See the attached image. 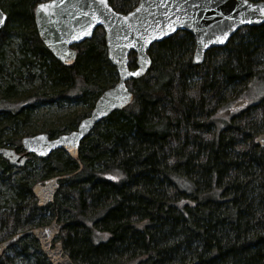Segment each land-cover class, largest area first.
Masks as SVG:
<instances>
[{
  "label": "trees",
  "instance_id": "obj_1",
  "mask_svg": "<svg viewBox=\"0 0 264 264\" xmlns=\"http://www.w3.org/2000/svg\"><path fill=\"white\" fill-rule=\"evenodd\" d=\"M42 1L0 0V147L16 152L22 134L75 130L117 81L99 29L74 47L71 65L52 56L34 22ZM107 1L126 13L138 0ZM194 47L186 32L153 45L148 71L130 82L132 102L94 126L76 159L58 150L15 167L0 157V242L56 220L77 264H264V147L254 142L264 93L239 116H218L228 95L241 101L264 87V24L241 28L201 64L191 63ZM64 102L83 108L56 128L32 124ZM51 176H62L59 190L39 208L31 188ZM0 264L50 263L26 236Z\"/></svg>",
  "mask_w": 264,
  "mask_h": 264
},
{
  "label": "water",
  "instance_id": "obj_2",
  "mask_svg": "<svg viewBox=\"0 0 264 264\" xmlns=\"http://www.w3.org/2000/svg\"><path fill=\"white\" fill-rule=\"evenodd\" d=\"M99 0H52L38 2L34 10L37 34L52 56L63 65H71L76 58L74 46L90 40L95 30H101L106 58L115 67L116 83L104 90L96 99L89 115L76 129L52 139L46 133L21 138L22 154L8 147H0V157L9 165L23 166L28 156L45 159L55 151H63L76 159L81 140L114 111L122 110L133 100L130 82L146 74L151 60L150 48L177 32H186L194 38L191 63L201 64L205 53L212 48L225 47L241 28L264 24V0H138L126 13L116 12ZM50 5L47 11L40 5ZM111 9V11H109ZM6 14L0 9V29ZM135 57L134 68L129 56ZM133 73H138L133 75ZM245 100L231 107H243ZM254 142L264 147V133ZM62 177V176H61ZM60 176H51L36 182L31 193L39 208L51 204L59 190ZM64 223L52 220L46 225L17 232L0 242V258L14 243L33 236L50 264H77L64 251L59 238Z\"/></svg>",
  "mask_w": 264,
  "mask_h": 264
},
{
  "label": "rangeland",
  "instance_id": "obj_3",
  "mask_svg": "<svg viewBox=\"0 0 264 264\" xmlns=\"http://www.w3.org/2000/svg\"><path fill=\"white\" fill-rule=\"evenodd\" d=\"M15 48V47H14ZM12 53H10L11 55ZM15 56V55H14ZM28 88L31 89V86L24 83V89L27 90ZM264 93V87L256 86L250 90V96L244 97L243 100L247 102V106L254 103L258 100ZM234 100L232 96H227L226 99L221 103L222 107L218 112L219 117L226 118L228 116L237 117L240 115V111L242 108H238L235 110H231L230 107L234 104ZM83 108V105L76 104L73 102H64L58 106H51L39 109L33 116H32V124L37 128L43 127H58L62 120H67L72 118L75 112H78ZM245 108V107H244ZM243 108V109H244ZM228 111V112H227ZM24 137L25 135L22 134ZM63 236V233L60 235Z\"/></svg>",
  "mask_w": 264,
  "mask_h": 264
},
{
  "label": "snow or ice",
  "instance_id": "obj_4",
  "mask_svg": "<svg viewBox=\"0 0 264 264\" xmlns=\"http://www.w3.org/2000/svg\"><path fill=\"white\" fill-rule=\"evenodd\" d=\"M99 2L104 5L105 7H108L106 0H99ZM53 5L55 4V0H52ZM40 9L47 11V9L50 7V5L42 4L39 6ZM111 11V9H109ZM138 73H133V75H137Z\"/></svg>",
  "mask_w": 264,
  "mask_h": 264
},
{
  "label": "flooded vegetation",
  "instance_id": "obj_5",
  "mask_svg": "<svg viewBox=\"0 0 264 264\" xmlns=\"http://www.w3.org/2000/svg\"><path fill=\"white\" fill-rule=\"evenodd\" d=\"M75 47V46H74ZM73 47V48H74ZM56 137V136H55ZM49 138V137H48ZM54 138V137H53ZM49 139H52V138H49ZM21 148H22V146H21ZM16 152V151H15ZM24 152V150H23V148H22V152H16V153H18V154H22ZM30 156H33V155H30ZM30 156H28V157H30ZM34 157V156H33ZM37 158V157H36ZM28 160V159H27ZM61 235V234H60ZM60 237V236H59Z\"/></svg>",
  "mask_w": 264,
  "mask_h": 264
}]
</instances>
